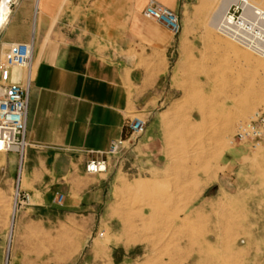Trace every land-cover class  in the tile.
<instances>
[{"label":"rangeland","instance_id":"rangeland-1","mask_svg":"<svg viewBox=\"0 0 264 264\" xmlns=\"http://www.w3.org/2000/svg\"><path fill=\"white\" fill-rule=\"evenodd\" d=\"M221 1L194 0L178 12L171 92L141 115V134L107 154L98 173L104 195L96 215L85 214L78 264H112L111 256L115 264H264V142H230L237 125L264 113V57L217 31ZM12 244L2 264L7 248L11 264Z\"/></svg>","mask_w":264,"mask_h":264},{"label":"crops","instance_id":"crops-1","mask_svg":"<svg viewBox=\"0 0 264 264\" xmlns=\"http://www.w3.org/2000/svg\"><path fill=\"white\" fill-rule=\"evenodd\" d=\"M34 1L32 28L30 0H19L3 36L34 40L35 69L21 178L29 198L14 213L17 154L0 163V264L10 228L11 264H78L85 214L96 215L105 191L85 164L124 137L128 117L166 101L176 35L144 15L148 0ZM155 1L178 13L194 0Z\"/></svg>","mask_w":264,"mask_h":264},{"label":"built area","instance_id":"built-area-1","mask_svg":"<svg viewBox=\"0 0 264 264\" xmlns=\"http://www.w3.org/2000/svg\"><path fill=\"white\" fill-rule=\"evenodd\" d=\"M216 29L223 36L238 43L249 51L264 57V9L249 0H225ZM19 0H0V32L9 22L12 9ZM6 12V13H4ZM4 15V16H3ZM37 15V14H36ZM35 15V16H36ZM144 15L157 21L173 35L181 30L178 13L155 0H148ZM34 40L8 42L0 60V152L17 154V171L13 188V213L28 202V194L21 190V178L24 173L26 151L30 143L25 139L28 113V99L33 80ZM142 114L126 119V132L123 138L111 143L106 152H100L99 158H91L85 164L88 173H101L107 170V154L116 151L123 142L138 136L144 129L145 118ZM248 138L264 142V113L257 112L236 127L230 142L244 141ZM62 196H58V201ZM12 240V228L9 229L7 243ZM7 248L3 264H8Z\"/></svg>","mask_w":264,"mask_h":264},{"label":"bare ground","instance_id":"bare-ground-1","mask_svg":"<svg viewBox=\"0 0 264 264\" xmlns=\"http://www.w3.org/2000/svg\"><path fill=\"white\" fill-rule=\"evenodd\" d=\"M249 1H251V0H249ZM252 2V1H251ZM254 3V2H253ZM255 4H257V3H255ZM227 5V2L225 1V0H222L221 1V4L219 5V7H218V9L216 10V12L213 14L214 16H213V21H218V19H219V16H220V14H221V12H222V10L224 9V7ZM257 5H259V4H257ZM264 9V8H263ZM4 13H6V12H4ZM4 16V15H3ZM212 19V18H211ZM215 23V22H214ZM238 44V43H237Z\"/></svg>","mask_w":264,"mask_h":264}]
</instances>
